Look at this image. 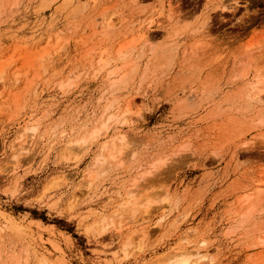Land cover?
Wrapping results in <instances>:
<instances>
[{
  "label": "rangeland",
  "instance_id": "rangeland-1",
  "mask_svg": "<svg viewBox=\"0 0 264 264\" xmlns=\"http://www.w3.org/2000/svg\"><path fill=\"white\" fill-rule=\"evenodd\" d=\"M5 1L0 264H264V0Z\"/></svg>",
  "mask_w": 264,
  "mask_h": 264
},
{
  "label": "bare ground",
  "instance_id": "bare-ground-1",
  "mask_svg": "<svg viewBox=\"0 0 264 264\" xmlns=\"http://www.w3.org/2000/svg\"><path fill=\"white\" fill-rule=\"evenodd\" d=\"M5 1V0H4ZM11 2V0H8L6 3L8 4V2ZM43 1V0H42ZM81 0H76L75 2V4H73V6H71L72 7V9L73 10H71V11H75V12H81L82 11V9H83V4L80 2ZM5 2H3L4 3V5H5ZM9 2V3H10ZM46 2V1H45ZM71 2V0H67V1H65V2H63V3H65L66 4V7H67V4H71L70 3ZM3 3H2V5H3ZM12 4V3H11ZM43 4L45 5V3L43 2ZM43 5V6H44ZM64 5V4H63ZM62 5V6H63ZM41 7V6H40ZM65 7V6H64ZM70 7V8H71ZM39 8V7H38ZM69 11V10H68ZM70 13H72V12H70ZM144 34L143 33H141V38H142V41L143 40H145L146 38V36H143ZM149 37V36H148ZM146 41V40H145ZM143 43H144V41H143ZM123 50V47H120V49L118 50V56L122 59V60H124V61H126L125 59H128V53H126V52H123L122 51ZM45 52H46V48L44 47L43 49H41L40 51H33V52H31L30 53V55L27 57V60H26V63H27V66H28V68H30V70H31V68L33 69V68H35V59L36 60H40L41 58H42V56H43V54H45ZM163 52V51H162ZM162 52H160V53H162ZM161 55V54H160ZM163 55V54H162ZM165 55V54H164ZM155 56V55H154ZM167 56V55H166ZM159 58V57H158ZM106 60V59H105ZM104 60V58H103V61L106 63V61ZM158 60V59H157ZM10 63V60H6L5 61V65H8ZM105 63H103V64H105ZM125 64H126V62H125ZM154 64V63H153ZM3 64L2 63H0V80L1 79H3L2 78V74H3ZM117 71V70H116ZM113 73H115V69H113V70H111V74H113ZM261 80L263 81V83H264V74L263 75H261L259 78H258V80H257V83H262L261 82ZM114 81H116V80H114ZM257 98H259V96L257 97ZM128 112H130V110H129V103H127L126 105H125V109H124V111L122 112V113H120V114H113V115H109V116H107V118H105L101 123H100V125L99 126H97V127H95V128H93L91 131H89L87 134H85L84 136L82 135L81 137H79L78 139L76 138V140L74 141V143L73 142H70L71 144H67L68 145V147L66 148V149H68V151L67 152H69V153H71L70 151H74L73 149H74V147L76 146L75 144H83L82 146L83 147H86L88 144H90L93 140H96V139H98L99 137H101V136H103V135H106V134H108V128H109V124H110V122H113V123H120V127H122L125 123H127V116H126V114L128 113ZM102 118V117H101ZM25 128V127H24ZM30 129L32 130V132L34 133L35 132V130H36V128L34 127V126H31L30 127ZM113 129V132H112V134L108 137L109 139L108 140H106L105 142H103V144H102V146H101V148L102 149H104L105 151H106V154L107 155H102L101 153L100 154H98L97 156H96V161H104V160H106L108 157H110V158H112V159H119L120 157H121V155H122V153H123V149H124V145H128V143H127V135L128 134H126L127 132H120V130H119V127H113L112 128ZM117 143H119V144H117ZM66 145V146H67ZM160 160V159H159ZM161 160H163V159H161ZM164 161V160H163ZM160 162V161H159ZM162 162V161H161ZM163 163V162H162ZM162 163L160 164V163H158V164H160V165H162ZM160 165H158L157 166V164H156V167H159ZM65 177V176H64ZM67 179V178H66ZM258 187V186H257ZM259 189H262L260 186L258 187ZM263 190V189H262ZM131 190H129V193H131L130 192ZM263 201H264V194H263ZM261 200V199H260ZM264 204V203H263ZM263 206V205H262ZM262 209V208H261ZM263 209H264V207H263ZM262 209V210H263ZM263 212V211H262ZM8 215V214H7ZM0 216H2V218L5 220V222H6V224H0V237L3 235V233H2V231L3 230H6V229H13V230H17V229H19L18 228V226H17V223L15 224V220L13 221L12 219L13 218H9V216H6V215H4V214H2V213H0ZM94 225V224H93ZM91 229V228H90ZM4 236V235H3ZM2 236V237H3ZM1 241V240H0ZM2 242V241H1ZM0 242V243H1ZM261 244L263 245L264 244V242L262 241L261 242ZM264 246V245H263ZM0 248H1V244H0ZM1 250V249H0ZM169 253V254H168ZM167 253V256L164 258V259H162L164 262L162 263V264H167L168 262H170L171 264H189V260H190V258L192 257V256H198L199 255V251L197 250V249H195V250H189L188 248H185V249H182V250H180V249H177V250H175V251H171V252H168ZM11 254V253H10ZM20 254V253H19ZM19 254H17L18 256H20ZM166 254V253H165ZM14 253H13V255L11 256V257H13V259L11 258V261H10V257L8 258L9 259V262H10V264H18L19 262V257H17V255H15V257H14ZM19 258V259H18ZM44 259V258H43ZM4 261V263L2 262L1 264H6L5 263V260H3ZM169 263V264H170ZM38 264H51V263H49L48 261H46V260H40L39 262H38Z\"/></svg>",
  "mask_w": 264,
  "mask_h": 264
}]
</instances>
